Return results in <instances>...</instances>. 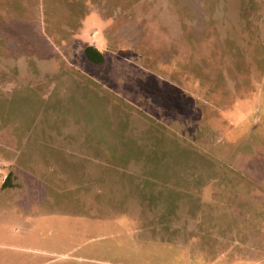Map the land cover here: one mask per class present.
Segmentation results:
<instances>
[{"label": "rangeland", "instance_id": "obj_1", "mask_svg": "<svg viewBox=\"0 0 264 264\" xmlns=\"http://www.w3.org/2000/svg\"><path fill=\"white\" fill-rule=\"evenodd\" d=\"M0 185V264H264V0H0Z\"/></svg>", "mask_w": 264, "mask_h": 264}, {"label": "crops", "instance_id": "obj_2", "mask_svg": "<svg viewBox=\"0 0 264 264\" xmlns=\"http://www.w3.org/2000/svg\"><path fill=\"white\" fill-rule=\"evenodd\" d=\"M102 41H104L103 39H102ZM104 43H105V41H104ZM104 43H102L101 45H103ZM101 45H99V46H101ZM88 46H92V47H94L96 50H98L100 53H101V51L102 50H100L98 47H96V46H94V45H92L90 42L89 43H86L85 45H84V47H83V49H82V54H83V56H84V58H85V61L87 62V63H89V64H93V65H95V66H105L106 64H107V60H109V62L108 63H111V58H107V56H106V54H103V53H101L102 54V57H103V62L102 63H99V64H94V63H92V62H90V61H88L87 60V58H86V56H85V54H84V50H85V48H87ZM57 131L56 130H49V129H46V137L47 138H49L50 137V139H47V141H46V147H47V150H48V152H55V153H60V154H63V153H67V152H69L70 151V147L68 146V144L63 140V135L62 136H58L57 135V133H56ZM65 137V136H64ZM78 147V146H77ZM22 150H23V148H22ZM72 150V149H71ZM19 151H21V150H17V149H14V152H16V153H18ZM26 151V150H25ZM29 151V150H28ZM72 151H74V150H72ZM77 150H75V152H76ZM24 152V151H23ZM77 152H80L79 150L77 151ZM62 155L59 157V160H61L62 159ZM19 178H23V177H18V178H13V179H16V180H14V182H13V184L15 185V184H20V181H19ZM15 181H17V182H15ZM4 182V181H3ZM3 182L1 183V184H3ZM0 187H1V185H0ZM19 187V186H18ZM11 188V187H10ZM12 188H17V187H12Z\"/></svg>", "mask_w": 264, "mask_h": 264}, {"label": "trees", "instance_id": "obj_3", "mask_svg": "<svg viewBox=\"0 0 264 264\" xmlns=\"http://www.w3.org/2000/svg\"><path fill=\"white\" fill-rule=\"evenodd\" d=\"M84 54H85L87 60L94 63V64H99V63L103 62L102 54L92 46H88L87 48H85ZM11 177H12V175L9 173L6 176V178L2 184V187L9 184V179Z\"/></svg>", "mask_w": 264, "mask_h": 264}]
</instances>
